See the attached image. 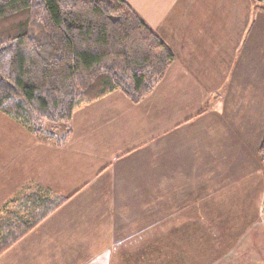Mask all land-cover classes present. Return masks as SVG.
Here are the masks:
<instances>
[{
	"label": "crops",
	"instance_id": "0c3cea01",
	"mask_svg": "<svg viewBox=\"0 0 264 264\" xmlns=\"http://www.w3.org/2000/svg\"><path fill=\"white\" fill-rule=\"evenodd\" d=\"M126 1L175 60L138 104L79 106L64 146L0 111V220L32 193L68 198L0 264H264V9Z\"/></svg>",
	"mask_w": 264,
	"mask_h": 264
},
{
	"label": "trees",
	"instance_id": "16d2710c",
	"mask_svg": "<svg viewBox=\"0 0 264 264\" xmlns=\"http://www.w3.org/2000/svg\"><path fill=\"white\" fill-rule=\"evenodd\" d=\"M174 60L126 0H0V111L59 146L71 130L53 128L79 106L115 90L138 104ZM258 155L264 170V139ZM67 199L32 193L15 202L0 220V254Z\"/></svg>",
	"mask_w": 264,
	"mask_h": 264
},
{
	"label": "rangeland",
	"instance_id": "374dc122",
	"mask_svg": "<svg viewBox=\"0 0 264 264\" xmlns=\"http://www.w3.org/2000/svg\"><path fill=\"white\" fill-rule=\"evenodd\" d=\"M256 1V0H255ZM257 2V1H256ZM258 7H261L264 9V0H262L261 2H258ZM46 128L50 129L51 128V123H46ZM58 127L53 128V131L58 134V135H63L64 130L67 129L69 127V124H58ZM42 191V190H41ZM42 196H44L43 192H40ZM12 209V208H11ZM6 212V210L3 209V214ZM226 226H216L217 230L219 232H223L225 230H227V228H225ZM196 259V262H195ZM208 259H214V258H206V257H201V258H191V257H183V258H178L177 260H179V264H192V260H194L195 264H202L204 261H207ZM156 258L153 257V262L152 264H157V262L155 261ZM169 264H172V259L169 258Z\"/></svg>",
	"mask_w": 264,
	"mask_h": 264
}]
</instances>
